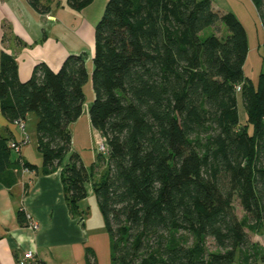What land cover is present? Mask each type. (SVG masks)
<instances>
[{
    "label": "trees",
    "instance_id": "obj_1",
    "mask_svg": "<svg viewBox=\"0 0 264 264\" xmlns=\"http://www.w3.org/2000/svg\"><path fill=\"white\" fill-rule=\"evenodd\" d=\"M251 1L264 29V0ZM28 2L42 16L51 10L52 0ZM93 2L68 0L75 11ZM248 54L243 24L212 0H109L91 75L89 117L107 147L98 163L88 169L71 151V125L86 103V54L69 55L57 71L38 63L23 82L16 58L1 53V112L16 125L36 114L43 168L62 166L72 206L92 184L112 264H260L248 225L264 227V71L255 86ZM25 142L0 136L3 181L11 144ZM18 219L28 223L23 211Z\"/></svg>",
    "mask_w": 264,
    "mask_h": 264
},
{
    "label": "crops",
    "instance_id": "obj_2",
    "mask_svg": "<svg viewBox=\"0 0 264 264\" xmlns=\"http://www.w3.org/2000/svg\"><path fill=\"white\" fill-rule=\"evenodd\" d=\"M108 1L99 0L97 3L98 0H94L88 8L75 11L60 7L59 0H52L50 12L42 16L28 0H0V56L5 52L16 58L19 78L23 82L31 78L38 63H45L57 71L69 55L87 54L90 50L94 58L93 32H96ZM212 2L217 10L234 13L245 27L249 40L245 75L257 86L264 71V29L256 7L251 0ZM96 4L99 11H94ZM3 26L12 29V33L3 30ZM66 32L69 35L65 38ZM68 41L81 47L67 45ZM89 82L84 87L83 116L88 115L91 134L101 137L89 117L94 98L93 86ZM83 116L71 125L72 137L73 128ZM24 123L26 132L27 119ZM0 136L18 143L26 141L18 150L10 149L9 164L13 169L4 181L0 179V264H17L18 258L26 251H34L39 264H112L111 238L105 218L101 210L92 215V208L88 206L94 195L88 193L78 207L72 206L67 199L62 166L48 172L44 170L37 139L36 147H29L31 138L26 137L18 125L5 119L1 104ZM96 148L92 147L95 152L93 164L99 161ZM76 149L72 147L71 151L81 156ZM26 165L32 168H25ZM98 172L97 177L103 171ZM14 178L17 179L15 183ZM21 211L38 223V231L29 227L28 220V223H20L18 214ZM88 254L91 263L87 262Z\"/></svg>",
    "mask_w": 264,
    "mask_h": 264
},
{
    "label": "rangeland",
    "instance_id": "obj_3",
    "mask_svg": "<svg viewBox=\"0 0 264 264\" xmlns=\"http://www.w3.org/2000/svg\"><path fill=\"white\" fill-rule=\"evenodd\" d=\"M59 2H60L59 3L60 7H68L70 9L69 5L67 4V0H64V2H62V0H59ZM97 3H99V0ZM95 10L99 11L97 4H96L94 11ZM6 27L3 26L2 27L3 30L9 31V33L11 34L12 29H9V27H7V28ZM212 32H213V30H208V31H206L205 35H209ZM67 35H69L68 32L65 33L64 37L66 38ZM93 42L95 44V31L93 32ZM62 43H63V45H65V42H63V40H62ZM69 43H71L72 46H74V47H81V45H78L77 43L76 44L72 43L70 41H68L66 44L68 45ZM92 56H93V54L91 53L90 50H88V52L86 54V67L89 70L90 74H91V68L93 66V57ZM89 80H90L89 85L92 86L91 75L89 76ZM85 89L87 90V86ZM88 100H89V94H88L87 102H88ZM93 100H94V98H93ZM85 110H86V108H85ZM85 114H86V112H85ZM239 114H240L241 122L245 121L246 110L244 108L242 101L240 102V106H239ZM87 118H88V115L87 114L84 115L83 119L80 122H78V124H77V126H75V128H73V139H72L73 145H72V147L74 150L76 148H78L76 150H78V152H80L83 161L85 162L86 166L90 169L92 167L93 162H94L93 157H94V153H95L93 151L92 147H97L98 144H102L103 138L102 137H96L95 133L91 134L92 130H90V129H92V128L89 127V122H87ZM37 122H38V118H37L36 114L31 113L28 116L27 123H26V137L29 136L31 138L29 147H36V139H37L36 126H37ZM67 158H69V155L66 156L65 161ZM100 166H101V168H97L96 172L104 170V165L101 164ZM99 173L100 172H98V174ZM88 190H89L88 193L94 195V196H92V198H90L92 200H90L88 202V204H89L88 206H89V208L90 207L92 208V215L95 216V213H97V212L100 213L99 212L100 209H99L98 199H97L95 191L93 190V187L91 185L88 186ZM235 208H236L237 215H238L239 219H244L246 216V213L242 210V208L240 207L238 202L235 204ZM248 229H249L248 232L250 234L252 243L257 245L259 247L261 253H263V255H264V227L263 226L259 227L257 225L249 224ZM208 245H209V248L211 250H214V244L211 241L208 242ZM236 264H239V259H237ZM260 264H264V262H261Z\"/></svg>",
    "mask_w": 264,
    "mask_h": 264
},
{
    "label": "built area",
    "instance_id": "obj_4",
    "mask_svg": "<svg viewBox=\"0 0 264 264\" xmlns=\"http://www.w3.org/2000/svg\"><path fill=\"white\" fill-rule=\"evenodd\" d=\"M238 91L241 90L240 87H238L237 89ZM20 125V128L23 132H25V125L24 124H18ZM103 143L102 144H98L97 145V148H96V152L98 154H105L107 152V147H106V141L104 139H102ZM11 148L15 149V150H18L19 149V146H17L15 143L11 144ZM27 219H28V222H29V227L31 229H33L34 231H38L39 230V225L38 223L30 216V215H27ZM17 264H39L38 260H37V257L34 253V251H26L24 252V254L22 256H20L18 258V261H17Z\"/></svg>",
    "mask_w": 264,
    "mask_h": 264
}]
</instances>
